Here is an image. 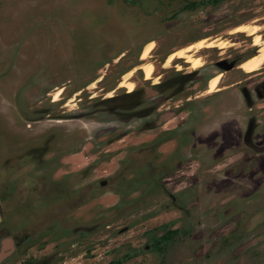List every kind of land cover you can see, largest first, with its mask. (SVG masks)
<instances>
[{
	"label": "rangeland",
	"instance_id": "1",
	"mask_svg": "<svg viewBox=\"0 0 264 264\" xmlns=\"http://www.w3.org/2000/svg\"><path fill=\"white\" fill-rule=\"evenodd\" d=\"M205 1L0 0V252L16 253L4 264H264V66L246 75L242 63L215 64L259 54L236 28L257 26L264 43V0ZM201 40L227 43L190 52L228 89L212 98L226 100L218 109L210 95L196 102L205 133L225 142L161 171L176 141L148 146L159 130L128 109L204 94L202 77L168 103L150 85L194 69L165 64ZM20 43L7 66L1 49ZM247 112L253 147L242 141Z\"/></svg>",
	"mask_w": 264,
	"mask_h": 264
},
{
	"label": "flooded vegetation",
	"instance_id": "2",
	"mask_svg": "<svg viewBox=\"0 0 264 264\" xmlns=\"http://www.w3.org/2000/svg\"><path fill=\"white\" fill-rule=\"evenodd\" d=\"M187 63V62H186ZM217 67L225 69V71L230 70V66L233 64H227L225 60H221L218 63H215ZM235 65H233L234 68ZM193 68V67H192ZM184 69L189 70L191 69L190 66H185ZM232 69V68H231ZM179 72V70H177ZM212 72V67L205 68L204 70H192V71H186L182 74L178 75V78L176 79H165L160 82H152L150 85L152 88L159 89V93L161 94V97L163 96L166 100V102L174 101L175 98H177L180 94H183L186 90V83L194 82L196 78H205L206 82L208 83V90L204 92V94L200 95H194L193 97H187L184 101L182 100L181 104L175 105L172 107H167L164 109L161 106H153V105H142L141 106H133L132 108H129V118L130 119H140L143 120L142 123L145 124V126H148V131H154L159 130L156 134V137L151 140L150 147H156L159 145H164L167 142L170 143V141H176V148L165 160H169L166 162L164 161L161 167H165L164 169H161V171H167L169 168L168 166H172L173 163H175L172 167H177L180 162L185 161L186 159L192 158V161H196V158L200 159L201 155H205L204 152V146H216L218 144H222L225 142V139L221 132H215L214 130H208V133L204 131V128L201 126V124L206 119L204 117V114L201 113L202 110H204L203 104H196V102H199L200 98L203 96L206 97V95H209V88L211 80L215 76H211L210 73ZM209 77V78H208ZM181 78V79H179ZM153 79V78H152ZM146 80H150L146 78ZM187 81V82H186ZM128 87V86H123ZM119 88H122L121 84ZM118 88V89H119ZM129 88V87H128ZM263 89H264V83H263ZM224 89H218L214 93V95H210V103L212 105L209 106H216V103L219 104L222 102L223 98L220 99H214L213 97L218 96L217 93L221 92ZM242 95L245 99V101L248 103L251 100L250 93L243 89L241 90ZM127 94H132V96L137 97V93H135L134 90H128ZM109 98L111 96L109 95ZM207 98V97H206ZM55 100V99H54ZM186 102V104H185ZM201 103V102H200ZM203 107V108H202ZM208 107V106H207ZM157 112L158 115H153V111ZM205 114H207L205 112ZM167 115V117H166ZM209 115V113H208ZM171 119H175L176 124L170 128L165 127L166 124L169 123ZM159 120V122H157ZM259 127L256 128V125L254 121H250L249 118L247 119V123L245 126V132L242 135V141L246 145L249 144L250 146H254L252 143V135L253 133L258 130ZM261 135L264 136V131L261 133ZM260 138V136H259ZM201 146H203L201 149ZM156 149V148H155ZM255 149V148H254ZM157 150V149H156ZM155 150V151H156ZM257 150V149H256ZM158 152V151H157ZM157 152H153L151 150V155L153 156V159L157 160V157H159V154ZM158 154V155H157ZM155 156V157H154ZM208 156V155H206ZM170 162V163H169ZM172 163V164H171ZM1 229V228H0ZM7 232V231H6ZM5 234V233H4ZM3 253L2 251L0 254ZM9 253V252H8ZM3 254L0 255V259L2 258ZM11 256H9L10 258ZM8 258V259H9ZM5 259V257L3 258ZM7 259V260H8Z\"/></svg>",
	"mask_w": 264,
	"mask_h": 264
},
{
	"label": "bare ground",
	"instance_id": "3",
	"mask_svg": "<svg viewBox=\"0 0 264 264\" xmlns=\"http://www.w3.org/2000/svg\"><path fill=\"white\" fill-rule=\"evenodd\" d=\"M258 27L257 26H245V25H240L236 28V31L239 32H248V34L250 36H254V46L259 47V54L251 57L250 59H247L246 61H244L241 65V68L245 70L246 73L248 74H253L256 73L258 71H260L263 66H264V43L262 42V40L260 39V36L257 35L258 33ZM205 41V40H204ZM204 41H198L196 44H194L193 46H188L186 48L183 49H179L176 52L170 54L166 60V64L165 66L168 67L172 64V62L175 59H185L186 62L192 64L194 69H199L200 67L203 66V61L200 59L193 58L192 55H190V52L192 51V48H196L197 51H200L203 48L209 47V48H219V49H225L227 47V43H225L224 41L220 40V41H214L209 43L208 45L205 44ZM153 50V43H149L144 50L143 53V60H147L149 58V55L151 53V51ZM143 70L146 72L147 74V78L148 79H152V75L154 74V67L151 63H146L145 65L142 66ZM131 73V72H130ZM219 80H220V76L216 75L210 83V94L215 93L216 91H218L219 88ZM121 86H128L130 90H134V86L131 83H126V82H122ZM58 98L57 96H55V100L57 101Z\"/></svg>",
	"mask_w": 264,
	"mask_h": 264
},
{
	"label": "crops",
	"instance_id": "4",
	"mask_svg": "<svg viewBox=\"0 0 264 264\" xmlns=\"http://www.w3.org/2000/svg\"><path fill=\"white\" fill-rule=\"evenodd\" d=\"M254 37V36H253ZM253 40H254V38H253ZM22 44L20 43V46H17V45H15V44H8V45H6L4 48H2L1 50H2V55H6L5 56V58H4V60H3V63H8L7 64V66H9V65H11V66H13V65H16L18 62H19V57H20V51H21V48H22V46H21ZM17 49H19V53H17L16 54V56L14 57V51H16ZM257 55V54H256ZM19 56V57H18ZM253 56H255V55H252V56H250V57H248L247 59H250L251 57H253ZM246 59V60H247ZM9 61V62H8ZM245 61V60H244ZM243 61V62H244ZM243 62H240L238 65H236V66H234V68L236 69V70H240L239 69V65L241 64V63H243ZM191 68H192V66H190ZM201 68V67H200ZM199 68V69H200ZM199 69H196V70H199ZM192 70H194V69H191V71ZM8 72H9V67H8V70H7ZM244 74H246V73H244ZM246 75H249V74H246ZM31 79H32V77H30ZM225 90H228V89H224V90H222L221 92H219V93H217L218 95H220V93H222V92H227V91H225ZM214 94V93H213ZM212 94V95H213ZM209 95H211V94H209ZM223 102L224 101H226V100H222ZM245 103L247 104V102L245 101ZM226 104V103H225ZM217 109H218V104L215 106ZM246 107H247V109H248V105H246ZM232 107H229L227 104H226V106H221V107H219V114L220 115H223L224 117H230V116H232L235 112L231 109ZM249 110V109H248ZM251 110V109H250ZM247 114V116H246V118H245V121H246V123H247V119L249 118L248 116V112L246 113ZM246 125V124H245ZM1 254H3V256H2V258L0 259V264H4L5 263V261L9 258V256H14L16 253H1ZM0 254V255H1ZM5 257V259H3Z\"/></svg>",
	"mask_w": 264,
	"mask_h": 264
},
{
	"label": "trees",
	"instance_id": "5",
	"mask_svg": "<svg viewBox=\"0 0 264 264\" xmlns=\"http://www.w3.org/2000/svg\"><path fill=\"white\" fill-rule=\"evenodd\" d=\"M206 3L213 5V6H217L219 5L221 2H223V0H206Z\"/></svg>",
	"mask_w": 264,
	"mask_h": 264
},
{
	"label": "water",
	"instance_id": "6",
	"mask_svg": "<svg viewBox=\"0 0 264 264\" xmlns=\"http://www.w3.org/2000/svg\"><path fill=\"white\" fill-rule=\"evenodd\" d=\"M229 68H230V69L233 68V65H231Z\"/></svg>",
	"mask_w": 264,
	"mask_h": 264
}]
</instances>
